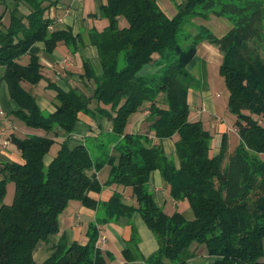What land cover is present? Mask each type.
<instances>
[{"label": "trees", "instance_id": "obj_1", "mask_svg": "<svg viewBox=\"0 0 264 264\" xmlns=\"http://www.w3.org/2000/svg\"><path fill=\"white\" fill-rule=\"evenodd\" d=\"M58 2L0 0V82L6 81L19 105L13 114L25 126L47 132L12 136L23 161L0 165V264H39L34 251L59 231V215L71 200L99 208V224L138 211L153 230L158 250L145 257L130 245L118 264H194L191 259L201 245L213 257L210 264H264V0H185L172 17L158 0H107L101 11L108 25L90 32L101 71L83 60L81 76L90 92L49 84L57 91L58 104L56 111L47 112L23 83L37 85L43 78V63L30 51L36 42H44L48 53L60 41L69 47L76 43L69 30L50 28L53 20L46 12ZM211 14L228 16L233 27L222 36L206 26L183 33L185 23ZM204 40L223 54L219 70L239 136L231 150L224 133L217 153L212 151L213 132L202 120L190 118L193 75L188 64ZM146 66L157 70L144 72ZM139 111H148L149 131L158 139L176 138L175 159L161 143L147 146L143 134L126 132L131 115ZM81 113L107 117L114 133L123 135L119 156L110 159L109 182L130 186L136 205L124 203L118 192L101 205L89 195L102 185L88 171L103 163L95 162L85 143L70 146L65 140L45 163L57 131L70 133ZM154 170L169 183L175 203H189L192 218L186 211L168 212L158 205L148 187ZM10 182L15 190L7 203ZM98 240L95 225L87 244L60 242L41 264H106L112 257Z\"/></svg>", "mask_w": 264, "mask_h": 264}, {"label": "crops", "instance_id": "obj_2", "mask_svg": "<svg viewBox=\"0 0 264 264\" xmlns=\"http://www.w3.org/2000/svg\"><path fill=\"white\" fill-rule=\"evenodd\" d=\"M158 1L165 12L171 17L177 13L178 5L185 2V0ZM106 2L107 0H59L56 5L47 10L46 16L53 21L57 20L54 24V29L69 30L76 38V43H72L73 45L69 47L64 41H60L57 47L48 53L45 43L40 41L36 42L30 49L31 53L39 56L43 63V78L37 85L31 86L27 82L23 83V85L37 97L38 104L44 111L54 112L58 104L57 91L51 88L49 84L56 85L66 91L71 87H80L85 92H90L81 76L84 72L83 60L89 59L97 72L101 71L98 49L91 41L90 32L93 30L102 31L108 25L109 21L103 16L101 11L102 4ZM3 11L4 6L0 4V16ZM59 18L61 21H58ZM3 20L8 23L9 13L5 14ZM122 23L124 24V21ZM191 24L193 25L190 28L191 32H195L201 26H206L219 36L224 35L233 27L232 20L228 16L216 14H211L206 19L196 17ZM222 58L223 54L221 50L209 41L204 40L198 45L197 53L188 64V69L194 73L198 68L204 67L206 69L205 66L208 67L210 63L220 66ZM28 59V55L23 57L24 61ZM155 70L157 69L152 66H146L144 72H153ZM189 103L191 106L190 118L193 120L203 121L200 115L203 111H207L206 109L214 111L210 118V122L213 123L212 125L215 128L212 151L213 153H217L222 142V136L224 133H227V130L225 125L220 122L219 119L221 118L218 116L212 117V115H217L215 114L216 102L208 90L192 87L189 93ZM18 108L17 102L11 98L6 81H1L0 110H5L6 116L0 114V135L4 133L5 138L9 139L10 142L7 147L0 144V165L8 160L23 161L18 147L12 141V136L25 137L32 134L47 133L42 129L25 126L13 114ZM148 116V111H139L132 114L127 124L126 132L143 134L147 139L144 142L147 146L161 143L166 154L175 159L176 138L158 139L153 131H149ZM57 132L58 134L55 135L53 146L56 145L58 149L53 152V146L51 147L50 152L45 156L46 164H49L53 160L63 141L67 140L70 146L85 143L89 147L95 162L103 163V166L99 170L93 168L88 171L90 175L96 173L102 185L100 191H91L89 195L101 205V203L109 201L113 194L118 192L122 194L124 203L131 206L136 205V199L130 186L109 182L113 167L110 159L119 156V145L123 139V135L114 133L112 122L107 117L94 119L86 113H81L78 122L70 133L62 129H59ZM231 148L233 147L229 143V149ZM10 186L9 183L6 194L7 199L5 198L7 203L12 202L8 200L7 196L10 194ZM148 187L154 192L158 205L168 212H173L176 209L185 212L184 209L188 208L186 201L175 203L170 194L169 183L159 170H154L151 173ZM182 205L184 206L183 209L181 208ZM99 214V208L88 207L80 200H71L59 215V231L50 235L48 240L41 241L37 245L34 251L35 261L39 264L44 262L51 255L55 245L60 242L71 243L75 241L80 244H87L90 239V229L95 225L99 227V248L106 255L109 253L112 257V259L108 258L106 264H118L125 261L124 251L130 245H136L137 253L145 257L158 250L159 241L157 236L149 228L138 211H135L131 217L123 215L114 221L103 224H99L98 222ZM134 231L137 233L136 244L132 242ZM196 252L197 255L191 259V263L210 264L213 260V257L208 254L206 247L203 245L199 246Z\"/></svg>", "mask_w": 264, "mask_h": 264}, {"label": "rangeland", "instance_id": "obj_3", "mask_svg": "<svg viewBox=\"0 0 264 264\" xmlns=\"http://www.w3.org/2000/svg\"><path fill=\"white\" fill-rule=\"evenodd\" d=\"M193 27V25L189 23H185L183 26V33L186 31H190V28ZM219 65L210 63L208 67L205 66L206 69L198 68L194 71H192L191 74L193 75V81L189 83L192 85V87L199 88L200 90L206 89L210 92L212 98L216 102V113L221 123L225 125L228 135V140L230 143V146L235 148V146L239 143V136L237 131L235 130V122H236V115L233 114L227 107L228 104V98H229V90L225 82V78L222 76L219 70ZM198 72V73H197ZM201 75V77H200ZM208 93V92H207ZM207 111H203V113L200 115V117L203 119V125L206 129H210L212 132H215V128L212 125L213 123L210 122L211 114H213L214 111H211L210 109H206ZM217 118V117H216ZM231 148V150L233 149ZM58 147L55 145L53 146V152L57 150ZM10 194L8 196V200H13L14 195V184L10 182ZM8 189V185H7ZM7 199V197H6ZM188 202L186 201V204ZM188 208L184 209L186 211L185 215L188 217L193 216V211L189 205L187 204ZM181 208L183 209L184 206L182 205ZM264 260V257L262 258ZM200 264V263H198Z\"/></svg>", "mask_w": 264, "mask_h": 264}, {"label": "built area", "instance_id": "obj_4", "mask_svg": "<svg viewBox=\"0 0 264 264\" xmlns=\"http://www.w3.org/2000/svg\"><path fill=\"white\" fill-rule=\"evenodd\" d=\"M58 21H61V19L59 18ZM55 22H57V20H54L51 23L50 28H53L54 27ZM0 114L3 115V116H6V111L3 110V109H1L0 110ZM9 142H10V140L7 139V138H5L4 133H2L0 135V144L3 145L4 147H7V145L9 144ZM98 245H99V243H98Z\"/></svg>", "mask_w": 264, "mask_h": 264}]
</instances>
